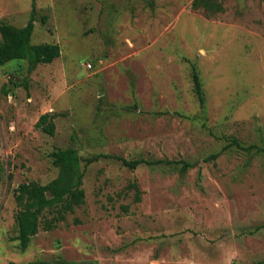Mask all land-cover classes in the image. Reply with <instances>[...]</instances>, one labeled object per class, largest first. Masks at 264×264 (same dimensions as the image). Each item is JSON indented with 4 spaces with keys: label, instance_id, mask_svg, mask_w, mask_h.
<instances>
[{
    "label": "rangeland",
    "instance_id": "rangeland-1",
    "mask_svg": "<svg viewBox=\"0 0 264 264\" xmlns=\"http://www.w3.org/2000/svg\"><path fill=\"white\" fill-rule=\"evenodd\" d=\"M204 1L0 0L16 26L34 2L31 42L61 48L0 67V264H264V151L223 149L264 143V0ZM69 146L84 202L20 249L15 191L54 178Z\"/></svg>",
    "mask_w": 264,
    "mask_h": 264
},
{
    "label": "trees",
    "instance_id": "trees-1",
    "mask_svg": "<svg viewBox=\"0 0 264 264\" xmlns=\"http://www.w3.org/2000/svg\"><path fill=\"white\" fill-rule=\"evenodd\" d=\"M206 5L204 0H193L192 6L197 8L200 4ZM212 6L210 10H216ZM220 8V6H218ZM36 7L32 3L30 17L22 26H16L8 22H0V67L12 59L25 60L27 69L31 72L38 64L50 63L59 57L61 48L59 44L53 42L32 43L31 35L36 20ZM42 24L46 23V16L40 17ZM191 77L193 90L202 109L205 107V96L202 81L196 67L191 66ZM57 114L45 112L41 114L35 123V127L48 134H54ZM235 146L238 149L264 151L262 146H243L236 138H232L223 149ZM220 152L211 154L216 158ZM52 162L58 168L57 175L46 183L36 181L21 182L15 191V202L17 211L15 223L20 249H26L31 238L36 235L39 229L45 231L52 230L60 222L66 219V215L74 211L76 206L84 202L85 190L82 187L84 171L81 166V157L74 147L59 148L51 153ZM121 159L122 164L134 169L142 163L161 164L177 163L168 159L145 160ZM188 163L184 162L182 169H187ZM10 264H17L11 262ZM55 264H71L60 259Z\"/></svg>",
    "mask_w": 264,
    "mask_h": 264
},
{
    "label": "water",
    "instance_id": "water-1",
    "mask_svg": "<svg viewBox=\"0 0 264 264\" xmlns=\"http://www.w3.org/2000/svg\"><path fill=\"white\" fill-rule=\"evenodd\" d=\"M10 87V86H9ZM11 87H14V84H12V86Z\"/></svg>",
    "mask_w": 264,
    "mask_h": 264
},
{
    "label": "built area",
    "instance_id": "built-area-1",
    "mask_svg": "<svg viewBox=\"0 0 264 264\" xmlns=\"http://www.w3.org/2000/svg\"><path fill=\"white\" fill-rule=\"evenodd\" d=\"M90 66V64H88Z\"/></svg>",
    "mask_w": 264,
    "mask_h": 264
}]
</instances>
